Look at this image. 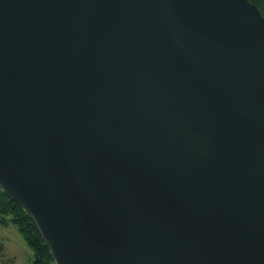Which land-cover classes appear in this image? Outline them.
I'll use <instances>...</instances> for the list:
<instances>
[{
  "label": "water",
  "instance_id": "water-1",
  "mask_svg": "<svg viewBox=\"0 0 264 264\" xmlns=\"http://www.w3.org/2000/svg\"><path fill=\"white\" fill-rule=\"evenodd\" d=\"M0 188L55 264H264L259 7L0 0Z\"/></svg>",
  "mask_w": 264,
  "mask_h": 264
},
{
  "label": "trees",
  "instance_id": "trees-1",
  "mask_svg": "<svg viewBox=\"0 0 264 264\" xmlns=\"http://www.w3.org/2000/svg\"><path fill=\"white\" fill-rule=\"evenodd\" d=\"M264 16V0H250ZM14 225L32 251L30 264H55L49 244L31 216L0 188V226ZM2 248V247H0Z\"/></svg>",
  "mask_w": 264,
  "mask_h": 264
},
{
  "label": "rangeland",
  "instance_id": "rangeland-1",
  "mask_svg": "<svg viewBox=\"0 0 264 264\" xmlns=\"http://www.w3.org/2000/svg\"><path fill=\"white\" fill-rule=\"evenodd\" d=\"M0 264H30L32 251L14 225L0 226Z\"/></svg>",
  "mask_w": 264,
  "mask_h": 264
}]
</instances>
